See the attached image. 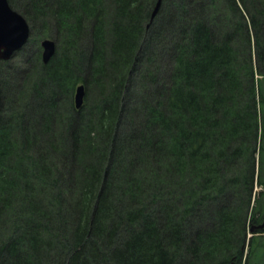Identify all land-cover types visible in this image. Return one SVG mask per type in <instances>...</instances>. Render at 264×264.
I'll use <instances>...</instances> for the list:
<instances>
[{
    "label": "trees",
    "instance_id": "trees-1",
    "mask_svg": "<svg viewBox=\"0 0 264 264\" xmlns=\"http://www.w3.org/2000/svg\"><path fill=\"white\" fill-rule=\"evenodd\" d=\"M164 1H21L56 46L0 98V264H264V0Z\"/></svg>",
    "mask_w": 264,
    "mask_h": 264
},
{
    "label": "rangeland",
    "instance_id": "rangeland-1",
    "mask_svg": "<svg viewBox=\"0 0 264 264\" xmlns=\"http://www.w3.org/2000/svg\"><path fill=\"white\" fill-rule=\"evenodd\" d=\"M21 1L22 0H8L10 6L17 11L21 10V8H20V5L22 3ZM171 5H172L171 2H169L168 0L164 1V4H163L164 7L162 6V8L160 10L159 18L157 19V23L159 24V25H156V26H159L157 29L162 28L161 26L163 23H161V19L163 18V15H168V13L170 11L173 12V8L170 7ZM189 6L191 7L190 8L191 10H194V9L200 7L199 3H197V2H192V3H190ZM31 24L29 23V26L31 29L30 30V35H31L30 39L31 40H29L26 44H24L20 49L16 50L11 55V57H9L8 59H4V60L0 59V95H1V100H2L1 103L2 104H3L4 99L6 101L12 99L13 95L16 93V91L19 90L20 88H22V84L24 83V81H26V79H25L26 78L25 77L26 72L28 71V69H30L29 63H31V61H33V56H34V53L37 50V48H39V50L41 49V46L39 44L40 40L36 42L34 39V36L36 35L35 32H37V29H38V25H34V24L31 25ZM35 29H36V31H35ZM163 29H164V31H163L164 34H160L159 37H155L154 31L152 33H150V34H152V36L150 35V37H152L153 39H152V43L148 46V48L151 49L153 52H155L156 55H157V52H162L165 49L166 46L164 44H165L166 39H168V36H169L168 34H170L168 31L166 32L165 28H163ZM47 37H49L51 39L54 38L53 34L51 36H47ZM86 40H87V38H86ZM88 40H89V38H88ZM153 43H154V45L152 46ZM55 44H56V42H55ZM156 55H155V57H156ZM134 76H135V74L132 76L131 81H132ZM137 79H139V76ZM137 79H136V77H134L133 81L131 82V85H132L131 86V91H132L131 94L132 95H130V98L126 102V106L128 108L130 107V105L132 106L133 104H135L134 102H135L136 95H137L136 92L138 90L144 92V90H145L144 86H142V88H140L137 85V84H139L138 82L140 81V80L138 81ZM133 98H135V99H133ZM131 100H134V101L132 102ZM129 118H131L132 120L133 119L135 120L136 116L135 117H129ZM126 120H128V118ZM122 123L123 124L125 123V125H126L125 120H122ZM254 189L259 190L260 187L255 186ZM250 234H251V232H248L247 235H250Z\"/></svg>",
    "mask_w": 264,
    "mask_h": 264
},
{
    "label": "water",
    "instance_id": "water-1",
    "mask_svg": "<svg viewBox=\"0 0 264 264\" xmlns=\"http://www.w3.org/2000/svg\"><path fill=\"white\" fill-rule=\"evenodd\" d=\"M161 4V0L156 3L151 12V19L155 16ZM149 24V23H148ZM147 24V25H148ZM30 27L26 18L17 10L13 9L8 0H0V59H8L28 40ZM41 58L43 63H47L55 52V41L49 37L40 40ZM84 85L76 86L74 94L75 106L78 108L83 102ZM1 98V95H0ZM263 223L260 225L262 226ZM251 226L250 230H253Z\"/></svg>",
    "mask_w": 264,
    "mask_h": 264
}]
</instances>
